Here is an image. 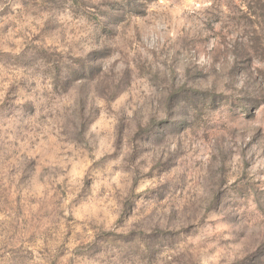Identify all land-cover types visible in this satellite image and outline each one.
Wrapping results in <instances>:
<instances>
[{
	"label": "clouds",
	"instance_id": "1",
	"mask_svg": "<svg viewBox=\"0 0 264 264\" xmlns=\"http://www.w3.org/2000/svg\"><path fill=\"white\" fill-rule=\"evenodd\" d=\"M262 246L264 0H0V264Z\"/></svg>",
	"mask_w": 264,
	"mask_h": 264
},
{
	"label": "rangeland",
	"instance_id": "2",
	"mask_svg": "<svg viewBox=\"0 0 264 264\" xmlns=\"http://www.w3.org/2000/svg\"><path fill=\"white\" fill-rule=\"evenodd\" d=\"M249 10H251V6H249ZM253 15H255V12H253ZM262 247H264V246H262Z\"/></svg>",
	"mask_w": 264,
	"mask_h": 264
}]
</instances>
